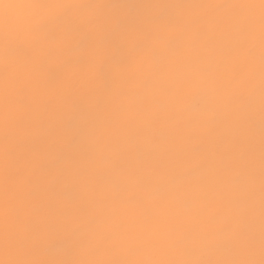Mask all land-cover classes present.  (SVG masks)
Masks as SVG:
<instances>
[{"label": "snow or ice", "instance_id": "obj_1", "mask_svg": "<svg viewBox=\"0 0 264 264\" xmlns=\"http://www.w3.org/2000/svg\"><path fill=\"white\" fill-rule=\"evenodd\" d=\"M0 134V264H264V0H0Z\"/></svg>", "mask_w": 264, "mask_h": 264}, {"label": "rangeland", "instance_id": "obj_2", "mask_svg": "<svg viewBox=\"0 0 264 264\" xmlns=\"http://www.w3.org/2000/svg\"><path fill=\"white\" fill-rule=\"evenodd\" d=\"M80 2H96L111 5L121 4H153V3H207L210 0H80ZM113 17H120L126 14V9L112 8L106 10ZM259 119L257 114V120ZM0 143H2V134H0Z\"/></svg>", "mask_w": 264, "mask_h": 264}]
</instances>
